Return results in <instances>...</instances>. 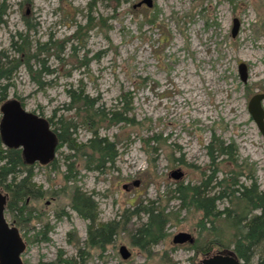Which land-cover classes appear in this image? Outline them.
Masks as SVG:
<instances>
[{
	"label": "rangeland",
	"instance_id": "1",
	"mask_svg": "<svg viewBox=\"0 0 264 264\" xmlns=\"http://www.w3.org/2000/svg\"><path fill=\"white\" fill-rule=\"evenodd\" d=\"M138 2L0 0V104L18 101L57 140L52 165L8 174L0 140L3 216L24 242V264H197L206 247L237 256L243 223L259 213L241 194H264V137L246 108L264 93V0ZM70 91L126 120L92 118ZM93 139L111 152L94 151ZM24 180L29 193L17 194ZM178 184L194 186L199 199L214 194L217 216L182 207ZM76 193L88 198L82 214ZM149 210L164 216L163 235L139 246ZM179 231L193 242L173 244ZM248 256L240 260L264 264V239Z\"/></svg>",
	"mask_w": 264,
	"mask_h": 264
},
{
	"label": "water",
	"instance_id": "2",
	"mask_svg": "<svg viewBox=\"0 0 264 264\" xmlns=\"http://www.w3.org/2000/svg\"><path fill=\"white\" fill-rule=\"evenodd\" d=\"M144 3L150 6V0H140L137 3ZM239 22L232 19L230 35L234 37L238 31ZM238 75L242 82L246 80V66L239 63L237 66ZM264 93H254L247 101V112L254 122L261 136L264 137V110L262 108ZM0 140L6 148L19 149L21 157L25 163L37 161L44 165L54 157L56 136L49 129L45 119L25 111L16 100H7L0 104ZM170 176L178 179L182 176L179 170H173ZM122 188H126L125 185ZM6 198L0 192V264H24L20 259V254L24 249L18 230L8 224L3 216ZM189 233L179 231L175 233L171 242L181 244L191 242ZM119 254L126 258L128 253L123 246H120ZM202 264H239L230 256H214L202 261Z\"/></svg>",
	"mask_w": 264,
	"mask_h": 264
},
{
	"label": "trees",
	"instance_id": "3",
	"mask_svg": "<svg viewBox=\"0 0 264 264\" xmlns=\"http://www.w3.org/2000/svg\"><path fill=\"white\" fill-rule=\"evenodd\" d=\"M1 73L7 74V70ZM74 96L76 95L73 92H71L70 97L72 98L74 103L76 102V104L80 105L84 109V112L87 113L89 116H92V118H96L99 121L106 120L108 122H111V121L121 122V121L126 120V118L122 117L118 112L108 114V112L103 111L102 109L94 106L93 100L89 99L87 96L83 95L80 98V100H78L79 99L78 96L76 97ZM2 100L3 98H0V101ZM62 125L65 128L68 127L65 124H62ZM58 129L60 130V132H62L63 130L60 126H58ZM57 136L59 140L64 139L61 137V135H57ZM89 144H90V147H92L94 151H97L100 154H108L109 152H111V146H109L105 142L100 143L98 139L91 140L88 143V145ZM227 153L229 152L227 151ZM3 155L6 158L7 164L10 165L9 169L5 168V172L2 171L5 174L10 173V171L12 172L14 170L13 168H15L18 165H21V166L26 165L21 157L19 149L8 148L4 150ZM209 155H210V158L212 159L213 157L211 156L210 150H209ZM4 156H1V157H4ZM47 164L52 165L53 160H51ZM211 178H212V175H209L207 178V182H210ZM18 186L15 187V192L17 194H20L21 192L22 193L24 192L27 194L29 193V181L24 180ZM223 193L224 192L222 191L217 196L222 197ZM176 194L180 200V204L182 207L200 210L203 215L202 219H210V218L214 219L217 216V211L214 209V201L216 199V196L212 198L199 199L196 193V188L194 186H188V185L184 186L182 184H178L176 186ZM241 196L242 198H245V201L249 203V208H250L249 211L255 208L259 209L258 214L251 215L250 217H248V219L242 225L245 227V229H244V233L242 234L240 241L238 242V245L240 244L242 245V250L237 252V256L244 260H247V258L249 257L248 255L251 254L252 249L258 246L260 242L263 241L264 239V194L258 195L257 193H255L254 195H251V193H249V195L247 194L245 195V193H242ZM71 200L73 202V207L76 209V211L79 214H82L85 209L89 210V206L87 202L88 198L85 199L82 194L76 193L75 195L71 197ZM6 207H8L10 211L12 210L10 200L6 202ZM148 212H149V215H148L147 222L142 226L141 229H139L140 237L138 238L137 241L134 240L133 242L134 244H137L139 246H143L149 243H155L156 240L162 237L163 235V221H165L164 216L153 214L152 210H149ZM224 212L226 213L227 218H230L231 220L235 221L237 224L240 223L241 221L240 218H237L235 215H230V212L227 210H225ZM86 213L87 215H91L88 212ZM107 228H110V227H107ZM96 233H98L99 235L100 229L97 230ZM100 237L103 240V237L101 234H100ZM108 237L104 240V242L110 241L108 240ZM96 238L97 237H95L94 239Z\"/></svg>",
	"mask_w": 264,
	"mask_h": 264
},
{
	"label": "flooded vegetation",
	"instance_id": "4",
	"mask_svg": "<svg viewBox=\"0 0 264 264\" xmlns=\"http://www.w3.org/2000/svg\"><path fill=\"white\" fill-rule=\"evenodd\" d=\"M18 149V148H17ZM21 154V152H20ZM25 163V162H24ZM34 163H37L39 164L37 161L33 162V163H25L27 166L29 165H33ZM41 165V164H39ZM45 165V164H44ZM202 188H207L206 186H198V190H201ZM201 193V192H200ZM212 197H214V194H212ZM201 217H203L202 213H201ZM192 240L191 242H184V243H188V244H191L193 242V237L192 235L190 234ZM183 244V243H181ZM214 256H230L234 259H236L238 261L239 264H245L243 263L240 259V257L236 256L234 253H232L231 251L229 250H226V249H217V250H212L210 247H206L201 255V258L198 260V263L197 264H202V261H205V260H208ZM244 260V259H242ZM245 261V260H244Z\"/></svg>",
	"mask_w": 264,
	"mask_h": 264
}]
</instances>
